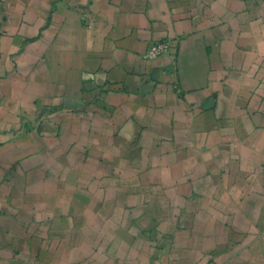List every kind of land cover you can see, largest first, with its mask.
Returning a JSON list of instances; mask_svg holds the SVG:
<instances>
[{
    "label": "crops",
    "instance_id": "obj_1",
    "mask_svg": "<svg viewBox=\"0 0 264 264\" xmlns=\"http://www.w3.org/2000/svg\"><path fill=\"white\" fill-rule=\"evenodd\" d=\"M0 264H264V0H0Z\"/></svg>",
    "mask_w": 264,
    "mask_h": 264
},
{
    "label": "built area",
    "instance_id": "obj_2",
    "mask_svg": "<svg viewBox=\"0 0 264 264\" xmlns=\"http://www.w3.org/2000/svg\"><path fill=\"white\" fill-rule=\"evenodd\" d=\"M171 48H172V43L168 41L155 42L149 45L143 57L146 60L156 59L160 56L168 54Z\"/></svg>",
    "mask_w": 264,
    "mask_h": 264
}]
</instances>
